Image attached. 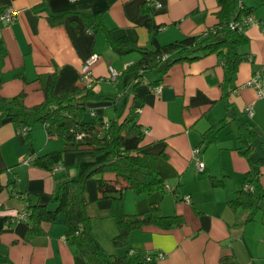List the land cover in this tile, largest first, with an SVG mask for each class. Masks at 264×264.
<instances>
[{"label":"crops","instance_id":"0c3cea01","mask_svg":"<svg viewBox=\"0 0 264 264\" xmlns=\"http://www.w3.org/2000/svg\"><path fill=\"white\" fill-rule=\"evenodd\" d=\"M245 4L264 18V9L255 0H245ZM7 6L18 10V15L11 23L0 20V42L7 49L0 68L3 96L12 98L25 91L28 106L41 103L48 97L53 74L57 75L55 93L81 86L85 61L98 53L92 65L94 77L100 79L97 89L115 99L89 105L109 119L123 110L127 113L134 103L139 122L148 130L146 149L166 153L158 164L167 192L137 194L129 189L121 200L98 199L92 178L88 189L91 212L93 208L96 215L118 221L128 213L147 212L158 202L164 215H181L185 222L171 229L147 225L133 232V249L143 254L164 253L147 264H221V257L231 253L242 264H264V200L251 221L247 208L229 204L245 186L250 158H264V97L247 86L264 64L261 27L253 24L246 29L250 41L240 51L253 59L241 62L230 83L229 108L223 99L225 69L217 54L174 64L159 85H151L157 78L153 73L135 85L136 79L124 71L141 58L139 51L109 43L103 30L89 28L83 17V13L102 12L103 23L116 38L152 47L149 20L158 25L160 44L201 35L219 22L218 0H0V12ZM62 14V19L55 18ZM111 67L120 74L117 80L110 77ZM248 104L254 108L251 117L245 111ZM225 118L229 123L216 139L209 144L204 141ZM247 121L257 132L250 156L240 152L250 144L240 137V123ZM32 138L31 146L15 124L0 127V183L4 186L0 191V264H76L64 214L55 223H43L44 233L27 237L28 219L20 218L25 200L15 192L30 193L33 201L47 203L60 175L75 177L76 168L79 175H85L91 161L87 152H66L63 168L57 172L25 163L28 157L63 145L60 137H50L41 124L33 128ZM196 147L201 149L197 156ZM197 157L205 163L204 171L198 169ZM212 178L220 183L215 185ZM260 183L264 188V165Z\"/></svg>","mask_w":264,"mask_h":264},{"label":"trees","instance_id":"16d2710c","mask_svg":"<svg viewBox=\"0 0 264 264\" xmlns=\"http://www.w3.org/2000/svg\"><path fill=\"white\" fill-rule=\"evenodd\" d=\"M218 3L219 22L214 27L204 34L189 35L167 44L159 43L158 25L149 20L147 24L150 27L152 47H141L128 38H116L112 30L103 23L102 12L83 13V17L89 28L103 30L109 43L139 51L141 58L131 63L124 71L136 79L135 85L152 73L157 78L151 85H159L174 64L192 62L210 54H217L225 69L223 99L230 108V83L241 62L248 56V53L241 52L240 48L250 41L246 28H234L231 23L252 14L254 8L247 6L245 0H218ZM63 17L64 14L55 16L57 19ZM6 55L7 49L0 42L1 69ZM21 76L26 79V76ZM56 81L57 75L53 74L47 87V99L32 106L25 103V91L12 98H7L0 92V127L13 123L19 129L26 128L25 138L31 146L32 131L38 123L46 127L50 137L56 136L63 140L60 149L30 157L32 164L53 171L56 164L63 162L66 152H87V158L91 161V168L83 181L68 174L60 175L47 203L33 201L30 193L15 192L25 200L24 210L28 213L29 225L27 237L44 233L43 223H55L59 216L64 214L66 238L74 247L76 264H147V257L154 256L153 254H143L132 247L124 254L110 253L99 243L93 229V216L89 212L90 201L86 182L89 178L95 179L98 199L121 200L129 189L137 194L165 193L168 190L167 180L160 171L158 162L160 158L166 157V153H154L146 149L149 143H144L146 133L138 120V106L134 103L130 105L127 113L123 110L114 118L106 119L105 114L96 111V115L87 119L86 114L93 111L89 105L90 101L114 100L115 96L98 90L97 84L90 88L81 85L55 93ZM2 84L0 70V90ZM228 123L227 118L223 119L214 126L210 136H205L204 141L208 144L214 141L218 131ZM256 136L255 126L250 121L240 123V137L250 141L246 149L240 150L241 153L250 156L254 150L252 141ZM250 160L251 168L245 183L252 184L254 191L244 187L235 198L229 200L231 207H245L249 210V221L255 219L264 200V188L260 183L264 158ZM212 181L215 185L220 183L214 178ZM3 188L0 183V191ZM184 222L181 215H164L160 203H152L147 212L128 213L120 219L117 223L119 232L112 241L117 247L131 245L132 234L137 229L156 225L168 230ZM220 262L242 264L234 253L222 256Z\"/></svg>","mask_w":264,"mask_h":264},{"label":"built area","instance_id":"2783aa9c","mask_svg":"<svg viewBox=\"0 0 264 264\" xmlns=\"http://www.w3.org/2000/svg\"><path fill=\"white\" fill-rule=\"evenodd\" d=\"M157 6L161 7L162 3L157 2L156 4ZM17 15H18V10H16L15 8L11 7V6H7L6 8H4L1 12H0V20L11 23L14 22L17 19ZM253 24H257L261 27V31L264 35V18H260L258 16H256L255 14H248L246 16H244L242 18V20L240 21H233L231 23V25L235 28L237 26L240 27H244V28H248ZM99 54L98 53H93L84 63L83 66V70H82V76H81V82L83 86H86L88 88L94 86L95 84H97L99 82V78H95L93 75V71H92V65L99 59ZM248 59H253L252 55L249 54L247 56ZM119 72L116 71L114 68H110V77L112 80H117L119 77ZM247 86H252L255 87L258 90L259 96L264 97V64L259 67L258 69H256L251 77V79L247 82ZM156 90H160L159 86H156ZM246 113L248 116H253L254 114V108L252 106V104H248L246 106L245 109ZM92 115H96V111L93 110L91 112ZM20 133L25 135L27 133V129L26 128H21L19 129ZM145 133H148V130L145 129ZM79 137H81L79 135ZM201 152V149L199 147L194 148L193 153L195 154V156H197L199 153ZM30 157L26 158L24 161L25 163H30ZM197 165H198V169L200 171H204L205 170V163L202 162L201 160H199V158L197 157ZM63 168V164L62 162L58 163L55 165L54 167V172H57L59 170H61ZM246 189L254 191V186L250 183H245L244 186ZM187 201H190V198L187 197L186 198ZM20 218L22 219H28V213L26 210H24L21 214H20ZM164 256L163 252H158L156 255L152 256L149 255L147 257L148 260L152 259V257H158L161 258Z\"/></svg>","mask_w":264,"mask_h":264},{"label":"rangeland","instance_id":"374dc122","mask_svg":"<svg viewBox=\"0 0 264 264\" xmlns=\"http://www.w3.org/2000/svg\"><path fill=\"white\" fill-rule=\"evenodd\" d=\"M256 4H260L261 9H264V0H255ZM254 14V13H253ZM241 49H243V47H241ZM100 101H104V100H100ZM122 107L124 106L123 103L121 105ZM93 117V116H92ZM86 118L87 119H91V115L89 113L86 114ZM41 124V123H38ZM37 125V124H36ZM35 125V126H36ZM43 125V124H41ZM34 126V127H35ZM86 167V164L84 166V169ZM84 171V170H83ZM87 171L85 172V175H79L80 173L77 171V168L75 170V176L74 178H77L79 181H83L87 175ZM91 179L89 178L86 182V186H87V192L89 194V184H91ZM90 201V200H89ZM89 212L90 214L93 216L92 217V222H93V229L95 232V235L99 241V243L105 247V249L110 252V253H115V254H124L126 252V250L128 248H130V245H125V246H115L112 238L118 234L119 229H118V221L114 220L113 218H111V216L109 215H96V213L93 212V208H92V212H91V202L89 205ZM122 219V218H121ZM112 220V222H111ZM112 224V225H111ZM113 229V230H112Z\"/></svg>","mask_w":264,"mask_h":264}]
</instances>
